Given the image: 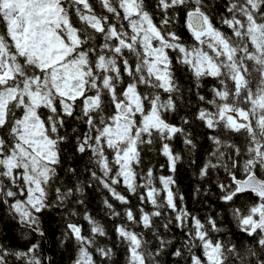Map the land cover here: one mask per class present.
Masks as SVG:
<instances>
[{"label":"snow or ice","instance_id":"obj_1","mask_svg":"<svg viewBox=\"0 0 264 264\" xmlns=\"http://www.w3.org/2000/svg\"><path fill=\"white\" fill-rule=\"evenodd\" d=\"M0 264H264V0H0Z\"/></svg>","mask_w":264,"mask_h":264}]
</instances>
